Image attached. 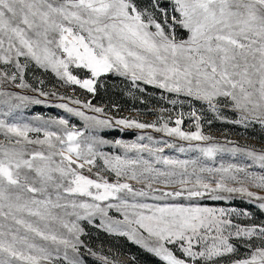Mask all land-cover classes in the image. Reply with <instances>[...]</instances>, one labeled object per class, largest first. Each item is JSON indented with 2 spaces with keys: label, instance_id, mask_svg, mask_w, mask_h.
I'll return each mask as SVG.
<instances>
[{
  "label": "snow or ice",
  "instance_id": "obj_1",
  "mask_svg": "<svg viewBox=\"0 0 264 264\" xmlns=\"http://www.w3.org/2000/svg\"><path fill=\"white\" fill-rule=\"evenodd\" d=\"M30 64L93 96L99 78L112 74L206 105L218 120L264 126V0H0V264H86L82 249L100 264H121L81 239L79 221L93 224L96 217V227L126 237L159 264H225L238 251L233 240L248 253L228 264H264V222L242 226L231 217L248 216L246 211L198 202L239 194L264 210V151L228 147L232 141L204 134L195 110L190 115L196 130L184 131L183 113L175 127L157 126L61 95L73 106L56 107L68 116L29 119L24 115L29 106L44 103L38 96L58 95L25 81ZM9 85L38 96L8 90ZM223 109L235 119L227 120ZM71 117L84 127L71 124ZM118 126L196 141L178 151L200 155L169 158L156 155L163 148L121 140L114 146L124 156L103 152L112 142L101 133ZM133 150L148 151L164 168L139 155L129 158ZM224 153L250 162L207 163ZM253 166L260 172L250 170ZM169 186L177 187L165 190ZM111 209L122 219L111 216Z\"/></svg>",
  "mask_w": 264,
  "mask_h": 264
},
{
  "label": "rangeland",
  "instance_id": "obj_2",
  "mask_svg": "<svg viewBox=\"0 0 264 264\" xmlns=\"http://www.w3.org/2000/svg\"><path fill=\"white\" fill-rule=\"evenodd\" d=\"M147 2V0H145ZM23 63V61H21ZM0 67H4L0 65ZM74 74L82 76L83 73L72 68ZM25 81L32 85L33 87H41L43 91L51 92L55 91L58 93L57 96L50 97H40L37 93L31 92L29 89H15L13 86L9 85L8 90L19 91L22 94L37 95L38 98L44 103L39 105H30L25 111L24 115L27 118L34 116H42L45 119L49 117H55L57 114L62 116H68L63 109L56 107L61 102L69 103L70 101H61L59 96L63 95L65 97H71L73 99H80L82 101L90 100L93 105L102 107L111 115L117 117H125L129 119H135L140 122L152 123L156 122L157 126H162L164 123H168L169 127H175V120L180 118L181 113H183V123L181 125L184 131H195L196 130V120L195 117L191 116L190 113L195 110L196 114L201 117L200 124L201 129L204 134L211 135L216 138L220 143L225 142V138L232 141V145L228 147L239 146L254 148L258 151H264V126L259 123H251L247 127L228 123L225 120H218L215 118L214 113L207 110V106H201L199 102L189 103L187 98L183 96H176V94L164 92L161 89L155 88L152 85H146L143 82H137L136 85L124 77H119L116 75L108 74L106 77L102 76L99 78V83L97 85V92L93 96L91 93H87L86 90L80 89L79 86L63 85L56 75L50 70L45 71L43 69H38L34 64H30L25 70L24 74ZM39 80H43V85L39 84ZM19 80H17V83ZM74 89V90H73ZM176 100L177 103L173 104L171 101ZM70 106H73L70 104ZM115 106V107H114ZM87 114L92 115L90 110L84 109ZM223 115L227 120L235 119V115L228 109H223ZM211 121V124H209ZM71 124H74L78 128H83V121L78 117H71ZM55 130V129H53ZM33 137L37 134L32 133ZM42 135V133L40 134ZM101 135L107 141L112 143L105 144L101 147V150L110 155H120L124 156V150L120 147H116L115 141L121 140L125 143H142L149 144L153 148H163V152L156 153V155L176 158L181 160H191L199 156L200 154L195 151L180 152L178 149L180 147L188 148L189 143L196 144L198 142L192 141H181L176 137L168 136L164 132L155 131L152 128L147 129H121L119 126L115 129H106ZM152 138V141L148 139ZM142 138V139H141ZM155 141V143H153ZM174 145L173 147H166L165 143ZM142 157L145 160L153 162V167L163 169V164H156L154 162V156L149 155L148 151L143 153H137L135 150L127 153L129 158H137V156ZM223 162L227 163H249L245 158L237 155L235 158L230 153H224L218 155L214 161H207L208 164H219ZM98 166H103L102 160H97ZM253 171L260 172L258 166H253ZM109 180L114 181V174L105 173ZM132 184L133 188L139 189L143 187L142 184H137L135 181H127ZM154 187H163L162 185L155 184ZM173 187L169 186L165 190H172ZM252 191H258L257 189H251ZM264 195V193H260ZM131 199V197H129ZM138 200H143L147 203H170L173 202L170 199L168 201H154L149 198H137ZM114 202V201H113ZM187 203L186 201H182ZM199 204L204 207H214V208H225V209H235L238 212H247L249 215L236 216L233 215L231 218L234 223L240 224L242 226H251L253 224H261L264 222V210H261L258 206L259 202L252 201L247 197H242L239 194H234L228 200H212L209 198L199 199ZM109 214L117 219H122V217L115 211L111 209ZM81 228L84 231L81 239L84 243L90 247L93 251L107 255L112 259H115L121 264H159L158 258L146 253L136 244L130 242L126 237L117 236L114 234H109L105 232L102 228L96 227L99 224V217L94 218V223L89 224L87 220L79 221ZM258 243V241H255ZM238 249L237 253L233 256L226 258L225 264L228 261L235 258H242L248 253V249L244 247L243 243L238 240H233ZM105 244V245H104ZM84 259L86 264H100L96 257L88 254L84 249ZM177 255L181 253L177 252ZM134 257L135 259H131Z\"/></svg>",
  "mask_w": 264,
  "mask_h": 264
},
{
  "label": "trees",
  "instance_id": "obj_3",
  "mask_svg": "<svg viewBox=\"0 0 264 264\" xmlns=\"http://www.w3.org/2000/svg\"><path fill=\"white\" fill-rule=\"evenodd\" d=\"M105 245V244H104Z\"/></svg>",
  "mask_w": 264,
  "mask_h": 264
}]
</instances>
